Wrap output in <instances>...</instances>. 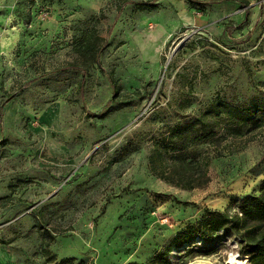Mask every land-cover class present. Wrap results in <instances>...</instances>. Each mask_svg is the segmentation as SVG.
<instances>
[{"label":"rangeland","instance_id":"obj_1","mask_svg":"<svg viewBox=\"0 0 264 264\" xmlns=\"http://www.w3.org/2000/svg\"><path fill=\"white\" fill-rule=\"evenodd\" d=\"M196 1L0 0V264H143L206 209L259 193L264 129L201 146L193 189L169 179L170 146L161 176L149 162L217 94L264 92V0ZM238 250L220 233L169 259L249 264Z\"/></svg>","mask_w":264,"mask_h":264},{"label":"trees","instance_id":"obj_2","mask_svg":"<svg viewBox=\"0 0 264 264\" xmlns=\"http://www.w3.org/2000/svg\"><path fill=\"white\" fill-rule=\"evenodd\" d=\"M185 1L190 5L201 4L196 0ZM236 1L243 8L249 6V0ZM137 8L142 11L154 10L157 4L143 2L138 4ZM100 41V38L95 37L88 45L92 59H95L100 52ZM70 67L74 68V66ZM246 72L251 78L250 70L247 69ZM80 87L82 88V83ZM191 90L189 88V92ZM136 95L139 93L136 92ZM108 112L110 110L106 108L99 115H87L103 118ZM1 118L2 107L0 106V125ZM262 129H264V92H261V98L257 102L251 104L226 102L217 94L205 112L169 130L168 145L157 147L149 156V162L159 169L157 173L161 176L160 169L167 166L163 160L164 154L168 155L169 150L166 148L170 146L174 154L169 156L172 159L169 179L176 177L184 183L185 189H193L195 176L197 174L199 177L203 176V168L208 166V160L204 162L205 166L200 163L201 146L208 143L219 144V141L223 139L220 136L245 140L247 136ZM237 209L238 211L232 215L223 211L206 209L200 221L178 234L170 245L157 251L150 261L143 264H173L169 259L172 250L189 249L197 240L201 243H211L220 233L233 236L238 241V251L248 260L249 264H264V181L260 185L258 194L244 196L237 202ZM48 237L50 240L54 239L52 234H48ZM44 252H47L46 245ZM51 259L54 257L52 256Z\"/></svg>","mask_w":264,"mask_h":264},{"label":"bare ground","instance_id":"obj_3","mask_svg":"<svg viewBox=\"0 0 264 264\" xmlns=\"http://www.w3.org/2000/svg\"><path fill=\"white\" fill-rule=\"evenodd\" d=\"M236 258H237V257H233V256H231V258H230V263H231V264H245L244 262H241V261L237 260Z\"/></svg>","mask_w":264,"mask_h":264}]
</instances>
